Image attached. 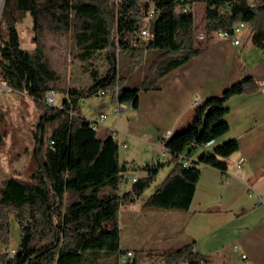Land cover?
<instances>
[{"label":"trees","instance_id":"trees-1","mask_svg":"<svg viewBox=\"0 0 264 264\" xmlns=\"http://www.w3.org/2000/svg\"><path fill=\"white\" fill-rule=\"evenodd\" d=\"M204 5L205 41L218 32H231L244 22L250 28V42L264 50V0H4L0 14V86L28 98L40 110L32 131L30 157L35 170L29 180L11 176L0 187V213L3 233L0 264H118L120 231L118 213L137 200L154 182L167 162L144 164L143 176L130 188L117 194L126 163L116 160L117 144L111 134L98 139L94 123L80 115L84 99L105 91L112 100L135 107L141 87L129 84L127 76L142 69L144 53L158 51L173 61L163 73L183 64L195 53L193 9ZM187 9L186 12L183 10ZM153 10L149 23L143 18ZM25 15L31 19V52L21 48L18 24ZM150 26V37L141 30ZM45 31L71 33L76 58L86 65L91 85L68 88L58 106H46L45 93L59 76L53 70L41 45ZM188 53L187 56H181ZM100 60L105 72L99 74L92 61ZM90 68V69H89ZM251 78L236 82L220 97L207 99L194 109L193 119L184 131L163 141L173 170L144 202L147 208L185 211L189 208L199 178L194 166L183 168L179 157H189L197 147H205L228 129L223 117L225 103L247 92ZM0 112V125L3 122ZM7 136L0 132V142ZM206 148V147H205ZM237 150L235 141L202 155L199 163L222 168L216 156L227 157ZM12 212L18 226L19 245L8 249ZM1 219V216H0ZM7 220V221H6ZM1 221V220H0ZM163 261L167 264L203 262L186 244L163 251L134 252L133 264Z\"/></svg>","mask_w":264,"mask_h":264},{"label":"crops","instance_id":"crops-1","mask_svg":"<svg viewBox=\"0 0 264 264\" xmlns=\"http://www.w3.org/2000/svg\"><path fill=\"white\" fill-rule=\"evenodd\" d=\"M203 27L204 16L199 25L200 29ZM240 35L237 46L217 35L204 42L194 40L195 53L165 73L163 70L173 57H164L161 52L153 50L145 51L142 69L127 76L129 84L141 87L136 106H128L118 118L114 114L116 122L112 124L103 123L105 116L95 128L98 139L115 134L117 163L118 142L121 148L134 142L135 146L146 147L149 161L144 164H151L156 161L164 134L169 139L188 128L194 116L193 101L201 105L209 98L220 97L236 82L252 79L247 92L232 96L225 103L227 112L223 119L227 131L214 139L210 148L202 144L191 152V166L199 170L191 204L185 211L163 214L164 231L154 239V250L150 251H157L155 247L168 250L192 243L205 264H264V206L260 204L264 200V50L251 45L250 30L244 40ZM109 101L114 113L118 102L112 100L111 95ZM229 141L236 142L237 150L227 157L216 156L221 169L199 163L202 155H212L216 148ZM198 149L203 151L198 154ZM133 158L129 160L133 161ZM166 162L161 169L160 182L142 203L173 170L176 162L170 158ZM137 178L129 180L128 189L132 180ZM237 189V193L246 190L248 198L253 201L239 200L235 194ZM250 191L253 195H249ZM250 219L248 228L242 229ZM229 243H233V250L239 248L240 254H236V258L226 247ZM240 255L246 260H241Z\"/></svg>","mask_w":264,"mask_h":264},{"label":"rangeland","instance_id":"rangeland-1","mask_svg":"<svg viewBox=\"0 0 264 264\" xmlns=\"http://www.w3.org/2000/svg\"><path fill=\"white\" fill-rule=\"evenodd\" d=\"M203 6V4L194 6L195 24L198 27L202 24L203 20ZM30 27L31 19L29 15H25L21 23L18 24V32L21 48L29 52L33 49L31 44L32 34ZM150 29V26L147 27L149 33ZM248 30H250V28L246 27L245 31L240 35L241 40L245 39ZM41 45L44 48V53L48 58L51 67L59 76L58 81L51 89L55 92V107H58L65 98V93L68 88L83 89L91 85L89 71H84L86 70L85 63L80 62L75 56L77 49L74 45L71 33L54 34L45 31L41 37ZM92 64L99 74L105 72V66L100 60L92 61ZM109 100L110 95L108 94L103 97L93 95L80 102L79 111L86 120L96 123H98L99 114H104L106 119L103 123L112 124L116 122V117L113 113V106ZM0 112L4 118L0 125V132L4 129L7 134L4 140L0 142L1 187L3 181L11 176L19 177L28 181L30 174L35 170V165L29 153L33 146L32 131L34 130L40 110L34 107V104L28 98L17 93H11L0 86ZM140 146L142 145L135 146L134 142H130L127 143L125 148H121L120 143L118 142V164L122 165L124 161L129 164H127L128 169L123 174V180L118 187L117 194L119 195L128 189V183L132 177H141L144 174L140 170V167L145 161H149V159L147 151H145L146 147ZM202 151V149H198L197 153L199 154ZM130 157H134L133 161L129 160ZM190 166L191 163L188 167ZM161 169L154 182H152V184L142 193L139 199L119 210L118 226L120 231L121 250L129 249L132 252H147L154 250L152 249L154 239L161 231H164L162 226L165 215L163 214L177 211L147 208L143 206L144 203H142V201L144 198L146 199L153 187L160 182ZM237 191L238 189L235 191V194L242 202L250 203L253 201V199L248 198L246 190H240L239 193H237ZM250 194L253 195L252 191H250ZM0 216V222L2 223L4 219L2 213H0ZM6 217L10 224L7 249L10 252L12 250L16 251L19 245L18 226L13 220L12 212L6 211ZM250 224L251 219L247 220L242 225V229H247V226ZM2 234L3 233L0 230V238L2 237ZM226 247L229 248V252L233 254L234 258H236V254L239 256V248L237 247L238 250L235 248L233 250V243H229ZM5 249L6 248H3L0 245V251H5ZM155 249L157 251H163L156 247ZM107 262H109V260H101L99 264H106ZM139 264L150 263L148 261H142L139 262Z\"/></svg>","mask_w":264,"mask_h":264},{"label":"built area","instance_id":"built-area-1","mask_svg":"<svg viewBox=\"0 0 264 264\" xmlns=\"http://www.w3.org/2000/svg\"><path fill=\"white\" fill-rule=\"evenodd\" d=\"M247 4L250 7H253V0H246ZM184 12L187 11V9L183 10ZM153 17V10H150L147 15L143 18V22L149 23L151 18ZM193 18H194V9H193ZM246 27V24L244 22H239L237 24H235L232 27L231 32H218L217 33V37L218 38H223V39H227L229 40L233 45L237 46L239 45V40L238 37L241 34V32L243 31V29ZM140 35L143 38H148L150 37L149 32L146 29L141 30ZM193 36H194V40L196 42H204L205 41V32L203 29H200L196 24H195V18H194V22H193ZM6 89V88H5ZM9 91V90H8ZM107 94V92L105 91H99L98 95L103 97ZM44 103L46 106L52 107L55 106V92L53 90H48L45 93V98H44ZM128 105L126 103H117L116 107L114 109V114L116 115V117L118 118L120 112L124 109H127ZM197 108V107H196ZM105 119V115L104 114H100L99 115V120L98 123H94L95 128L97 126L100 125V123ZM113 137H115V134H113ZM167 140V138H165V134L162 137V140L159 144V151L156 154V162H166L167 158H169V156H165L164 152H163V141ZM214 145V140H209V148ZM181 166L183 168H187L188 165L190 164L191 159L189 157H179ZM242 163V159L239 160V164ZM135 180L133 179L132 182H134ZM251 195V194H249ZM262 205L264 206V202L261 201ZM236 250H238L237 248H235ZM12 254L15 253L14 250L11 251ZM241 260L245 261L246 257L244 255H240ZM134 262V252L132 251H124L120 257H119V261L118 264H133ZM150 264H167L166 262L163 261H157V262H153ZM178 264H189V263H185V262H179ZM199 264H205L204 262H200Z\"/></svg>","mask_w":264,"mask_h":264},{"label":"bare ground","instance_id":"bare-ground-1","mask_svg":"<svg viewBox=\"0 0 264 264\" xmlns=\"http://www.w3.org/2000/svg\"><path fill=\"white\" fill-rule=\"evenodd\" d=\"M199 104H198V102L195 100V101H193L192 103H191V106L193 107V108H195L196 106H198ZM166 138L168 139V137L166 136ZM205 147L207 148V147H209V142L208 143H206V145H205ZM164 149V148H163ZM164 151H165V153H164V155L165 156H167L166 154H168V152L164 149ZM184 157V156H183Z\"/></svg>","mask_w":264,"mask_h":264},{"label":"water","instance_id":"water-1","mask_svg":"<svg viewBox=\"0 0 264 264\" xmlns=\"http://www.w3.org/2000/svg\"><path fill=\"white\" fill-rule=\"evenodd\" d=\"M3 1L4 0H0V14H1V9H2V6H3ZM4 88V87H3ZM173 137V136H172Z\"/></svg>","mask_w":264,"mask_h":264}]
</instances>
